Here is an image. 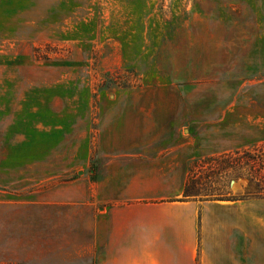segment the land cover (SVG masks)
<instances>
[{"label":"rangeland","instance_id":"rangeland-1","mask_svg":"<svg viewBox=\"0 0 264 264\" xmlns=\"http://www.w3.org/2000/svg\"><path fill=\"white\" fill-rule=\"evenodd\" d=\"M137 108H264V0H0V264H100L107 139L195 131ZM247 151L189 161L201 199L264 198Z\"/></svg>","mask_w":264,"mask_h":264},{"label":"crops","instance_id":"crops-1","mask_svg":"<svg viewBox=\"0 0 264 264\" xmlns=\"http://www.w3.org/2000/svg\"><path fill=\"white\" fill-rule=\"evenodd\" d=\"M137 109L140 128L173 133L181 119L195 131L107 139L97 181L100 264H264V198L183 200L191 159L264 146V108Z\"/></svg>","mask_w":264,"mask_h":264},{"label":"trees","instance_id":"trees-1","mask_svg":"<svg viewBox=\"0 0 264 264\" xmlns=\"http://www.w3.org/2000/svg\"><path fill=\"white\" fill-rule=\"evenodd\" d=\"M245 155L247 159L250 161L251 164V176H255L254 178L257 179L256 177H259L261 175V172L263 170L264 163L262 161L261 156L256 152V151H247L245 152ZM222 156H228L226 155H221V157H214V158H208V160L211 161H216L217 158H222ZM202 162V161H201ZM200 163L199 159H195L190 163V169H189V174H188V179L186 182V186L184 189V194H183V200H212V199H201L203 196L201 195V189L199 188V185L201 186L202 184L200 183L201 179L196 175L195 173V168L197 164ZM208 196H205L207 198ZM200 198V199H199ZM218 200H222V198H216Z\"/></svg>","mask_w":264,"mask_h":264},{"label":"built area","instance_id":"built-area-1","mask_svg":"<svg viewBox=\"0 0 264 264\" xmlns=\"http://www.w3.org/2000/svg\"><path fill=\"white\" fill-rule=\"evenodd\" d=\"M257 151V150H256Z\"/></svg>","mask_w":264,"mask_h":264}]
</instances>
